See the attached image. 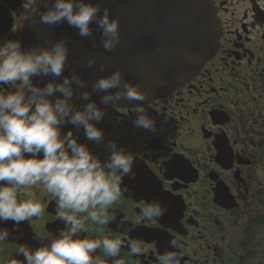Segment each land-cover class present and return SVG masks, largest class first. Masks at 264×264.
<instances>
[{
	"label": "flooded vegetation",
	"instance_id": "1",
	"mask_svg": "<svg viewBox=\"0 0 264 264\" xmlns=\"http://www.w3.org/2000/svg\"><path fill=\"white\" fill-rule=\"evenodd\" d=\"M51 1L37 0L25 10L22 0H0V46L12 41L22 48L25 23ZM207 2L220 37L215 54L193 78L150 102L102 109L103 120L93 123L103 143L89 142L83 128L67 122L60 128L62 138L72 132L102 163L110 142L134 159L135 179H123L120 200L108 210L117 222L88 221V231L74 237L119 239L124 246L115 261L96 253L102 264H159L166 253H175L179 264H264V185L257 171L261 158L252 154L260 141L245 129L256 119L252 107L264 99V0ZM17 93L27 95L19 83L0 84V95ZM70 104L75 111L85 108L80 98ZM137 107L145 109L156 134L134 127ZM27 191L18 200H34L42 214L19 225L0 222V230L9 233L0 242V264H26L20 246L35 251L67 231L56 218L57 201L41 185ZM152 204H159L163 216L140 221ZM173 239L179 247H169ZM131 241L141 242V255L130 254Z\"/></svg>",
	"mask_w": 264,
	"mask_h": 264
},
{
	"label": "clouds",
	"instance_id": "2",
	"mask_svg": "<svg viewBox=\"0 0 264 264\" xmlns=\"http://www.w3.org/2000/svg\"><path fill=\"white\" fill-rule=\"evenodd\" d=\"M36 2L22 0L21 6L29 10ZM103 2L99 0L93 6L83 0H55L38 21L33 19L31 27H56L66 23L77 30L81 38H90L93 35L90 26L95 23L101 31V47L106 52H113L121 40L120 25L119 20L110 19L108 8H101ZM49 43L45 40L44 47L26 51H22L20 42L9 41L0 46V84L19 83L27 94L0 95V185H3L0 186V222L19 225L39 218L43 211L40 204L31 199L20 202L18 196H28L27 190L41 185L57 201L56 218L65 224L67 231L59 232L58 238L35 251L20 246L19 254L26 264H102L96 256L98 252L115 261L124 246L119 239L74 237L88 231V221L100 226L117 222L116 215L108 210L120 200L123 179H135L132 173L134 159L132 154L110 142L107 145L110 156L102 163L86 146L77 143L72 132L61 137L60 128L67 122L77 130L83 128L89 142L103 143V133L93 122L100 123L105 113L95 103H87L80 111L73 110L70 104L74 95L72 86L86 87L75 74L59 84L50 82L43 88L33 86V78L51 77L55 81L64 72L69 55L65 42L52 43L50 47ZM95 63V59H89L86 66L92 68ZM99 70L105 71V66L101 65ZM113 90L117 91L101 98L102 105H115L121 101L143 104L147 100L139 85L124 82L120 71L92 85L93 93ZM57 93L63 98L53 102L50 98ZM80 99L89 101L90 93H82ZM135 113L134 127L156 134L154 122L148 118L145 109L137 107ZM41 155L42 159L38 158ZM26 156L31 158L26 159ZM163 214L159 204H152L142 210L139 220L152 221ZM8 235L7 230H0V242L6 241ZM128 246L131 255L142 254L141 242L131 241ZM169 247H179L177 240H171ZM10 264L17 262L13 260ZM159 264H179V258L175 253H166Z\"/></svg>",
	"mask_w": 264,
	"mask_h": 264
},
{
	"label": "water",
	"instance_id": "3",
	"mask_svg": "<svg viewBox=\"0 0 264 264\" xmlns=\"http://www.w3.org/2000/svg\"><path fill=\"white\" fill-rule=\"evenodd\" d=\"M96 6L99 0H83ZM55 0L35 12L25 23L22 34L24 51L33 47H44V41L65 42L69 55L62 76L53 81L48 78H33L39 88L47 83H62L64 78L77 75L85 84L83 89L73 88V97L90 93V100L81 102L95 103L98 109L107 106L100 103L104 95L93 93L92 85L99 79L108 78L120 71L123 80L132 86H140L149 102L182 86L194 77L203 64L216 52L220 30L214 11L206 0H104L101 8H108L111 20H119L120 43L115 51L106 52L101 47V31L93 23V35L81 38L78 31L63 23L56 27L39 25L32 29L33 19L48 11ZM103 16L101 11L100 17ZM99 18V17H98ZM39 32V37L37 36ZM95 45V47L93 46ZM96 63L88 68L87 61ZM105 66L101 72L100 66ZM54 98H63L59 93ZM139 103L121 101L115 105L134 106Z\"/></svg>",
	"mask_w": 264,
	"mask_h": 264
},
{
	"label": "trees",
	"instance_id": "4",
	"mask_svg": "<svg viewBox=\"0 0 264 264\" xmlns=\"http://www.w3.org/2000/svg\"><path fill=\"white\" fill-rule=\"evenodd\" d=\"M254 108L256 109V119L253 120L251 124L247 123V125H245V129L254 131V133L250 134H254L256 136V140L260 141L259 147L254 149L251 148L250 151L253 149L254 152L252 154L261 158V166L259 165L257 167V171L259 170L261 182L264 185V99L260 100L256 107L253 106L252 110ZM262 189H264V187Z\"/></svg>",
	"mask_w": 264,
	"mask_h": 264
}]
</instances>
